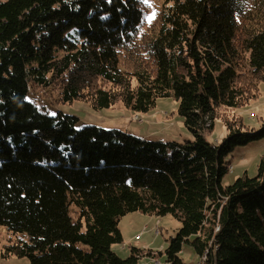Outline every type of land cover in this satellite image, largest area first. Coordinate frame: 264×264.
Instances as JSON below:
<instances>
[{"label":"trees","instance_id":"16d2710c","mask_svg":"<svg viewBox=\"0 0 264 264\" xmlns=\"http://www.w3.org/2000/svg\"><path fill=\"white\" fill-rule=\"evenodd\" d=\"M264 82V0H0V225L3 256L33 264H138L123 258L122 216L173 215L171 264L191 244L204 264H264V157L231 184L227 155L264 137L236 109ZM122 102L149 112L174 97L192 140L77 127L29 98ZM220 120L221 144L204 131ZM219 227V229H217ZM2 250V249H0Z\"/></svg>","mask_w":264,"mask_h":264},{"label":"rangeland","instance_id":"374dc122","mask_svg":"<svg viewBox=\"0 0 264 264\" xmlns=\"http://www.w3.org/2000/svg\"><path fill=\"white\" fill-rule=\"evenodd\" d=\"M164 0H144L148 22L152 21ZM36 91V92H35ZM29 98L35 100L42 109L55 115L58 111L75 115L79 120L77 127L96 125L105 128H119L129 133L145 136L147 139L159 140H192L193 135L187 129L184 118L178 113L179 101L174 97L159 98L157 106L149 112H136L119 102L110 108L94 109L88 102H56L55 93L34 89ZM243 117L248 127L260 129L264 121V82L260 84V95L248 105L234 110ZM204 137L213 144H221L227 135V129L220 120H215L214 127L204 131ZM264 157V137L237 145L227 155L230 171L223 176L224 184L233 183L247 171L249 176L257 175L258 165ZM123 241L113 245V250L121 257L131 254L132 248L142 250L138 264H171L167 261L166 249L171 237L180 228V222L173 215L157 216L156 214L133 211L125 214L119 221ZM9 231L0 225V264H33L29 257L10 255L3 256L4 246L9 238ZM180 256L187 264H201V257L193 246L183 243Z\"/></svg>","mask_w":264,"mask_h":264},{"label":"built area","instance_id":"2783aa9c","mask_svg":"<svg viewBox=\"0 0 264 264\" xmlns=\"http://www.w3.org/2000/svg\"><path fill=\"white\" fill-rule=\"evenodd\" d=\"M219 229V227H217ZM207 260V255H204L201 257V264H204V262Z\"/></svg>","mask_w":264,"mask_h":264},{"label":"crops","instance_id":"0c3cea01","mask_svg":"<svg viewBox=\"0 0 264 264\" xmlns=\"http://www.w3.org/2000/svg\"><path fill=\"white\" fill-rule=\"evenodd\" d=\"M143 137V136H142ZM144 138H146L145 136H144ZM148 138V137H147ZM162 140H168V138L166 137V138H162Z\"/></svg>","mask_w":264,"mask_h":264}]
</instances>
